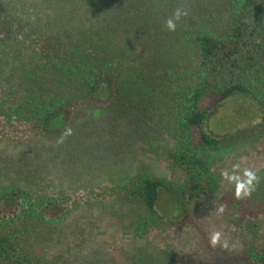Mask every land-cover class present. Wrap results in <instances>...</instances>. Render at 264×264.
<instances>
[{"label": "trees", "instance_id": "obj_1", "mask_svg": "<svg viewBox=\"0 0 264 264\" xmlns=\"http://www.w3.org/2000/svg\"><path fill=\"white\" fill-rule=\"evenodd\" d=\"M163 3L0 0V149L4 139L10 140L8 132H21L22 144L44 145L57 131L56 137H69L70 108L110 102L122 114L123 101L132 103L133 97L160 133L144 131L156 146L152 151H162L184 176L168 183L142 165L123 177V203L133 207L130 226L136 235L203 227L184 196L217 191L213 154L234 137L212 132L209 120L238 99L264 107V0H186L182 5L176 0V9L188 14L175 31L165 24L174 8ZM167 56L170 62L163 68ZM0 159L6 155L0 152ZM5 164L0 207L24 202L0 217V264H70L71 248L51 250L43 238L31 235L63 218L47 216L49 206L59 204L18 185ZM242 254L244 264H264V245L246 242ZM166 260L146 264H179L175 257ZM132 264L145 263L135 259Z\"/></svg>", "mask_w": 264, "mask_h": 264}, {"label": "rangeland", "instance_id": "obj_2", "mask_svg": "<svg viewBox=\"0 0 264 264\" xmlns=\"http://www.w3.org/2000/svg\"><path fill=\"white\" fill-rule=\"evenodd\" d=\"M163 2L174 8L168 14L175 11L176 0ZM177 3L182 5L186 0ZM144 53L147 49L140 52ZM167 58L161 62L163 68L168 67ZM131 98L132 103L123 101L122 114L117 104L111 106L110 102L96 101L98 107L93 104L92 108H70L69 120L74 127L69 137H56L57 131L44 145L31 141L22 144L18 141L21 132H8L10 140L4 139L6 143L0 149L7 158L0 159V172H7V163L9 176L18 185L59 204L49 206L48 217L63 215L60 221L44 223L31 235L43 238L42 243H48L51 250L71 248L70 264H132L135 259L146 264L150 259L165 262L167 257H175L179 264H244L246 242L264 245V107L256 108L238 99L224 104L209 120L212 132L234 137L213 154L212 168L219 179L217 191L184 196L194 219L203 227L185 231L164 227L136 235L130 226L133 207L123 203V177L142 165L168 183L182 182L184 176L162 151H152L156 146H151L152 139L144 131H157L147 123L137 100ZM99 107H104L103 111L96 112ZM226 115L227 120L219 124L218 120ZM244 168L255 170L259 179L250 197L237 199L234 185L221 173ZM22 201L11 208L0 207V217L12 215ZM221 205L224 211L218 214ZM232 219L243 224L229 223ZM216 231L221 239L213 246L210 236ZM225 242L227 247L223 246Z\"/></svg>", "mask_w": 264, "mask_h": 264}, {"label": "clouds", "instance_id": "obj_3", "mask_svg": "<svg viewBox=\"0 0 264 264\" xmlns=\"http://www.w3.org/2000/svg\"><path fill=\"white\" fill-rule=\"evenodd\" d=\"M187 10L183 8H177L169 17L165 24L169 31H175L177 22L180 21L182 16H186ZM71 129L67 130L66 134H70ZM238 169V166H235ZM222 177L226 179L229 184L234 185V194L237 199L250 197L252 192L255 190L256 182L259 177L257 172L251 168H244L242 170H233L232 172L224 171L221 173ZM224 206L221 205L217 209V213H223ZM221 239V233L219 231L213 232L210 236V243L215 246ZM224 247H227V242L224 243Z\"/></svg>", "mask_w": 264, "mask_h": 264}]
</instances>
